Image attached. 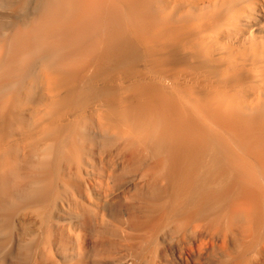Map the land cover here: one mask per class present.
Masks as SVG:
<instances>
[{
	"label": "bare ground",
	"instance_id": "1",
	"mask_svg": "<svg viewBox=\"0 0 264 264\" xmlns=\"http://www.w3.org/2000/svg\"><path fill=\"white\" fill-rule=\"evenodd\" d=\"M0 264H264V0H0Z\"/></svg>",
	"mask_w": 264,
	"mask_h": 264
}]
</instances>
